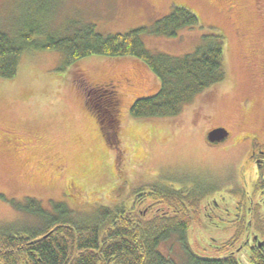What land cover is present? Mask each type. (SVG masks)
I'll return each mask as SVG.
<instances>
[{
  "label": "rangeland",
  "instance_id": "374dc122",
  "mask_svg": "<svg viewBox=\"0 0 264 264\" xmlns=\"http://www.w3.org/2000/svg\"><path fill=\"white\" fill-rule=\"evenodd\" d=\"M174 8L190 10L198 25L175 38L141 35L145 49L182 57L205 36L219 35L225 71L222 82L177 116L130 115L136 100L159 88L153 73L130 57L90 55L66 65L62 53L27 51L16 76L0 79V232L37 234L61 214L75 224L94 220L103 209L128 204L141 188L199 193L245 157L244 139L264 140V0H0V31L17 37L31 28L38 44L86 24L102 36L124 34L151 27ZM106 114L114 120V145L97 120ZM215 127L230 132L222 145L227 154L204 141ZM232 234L191 225L187 252L221 258L211 242L219 246ZM172 238L158 251L171 264H186Z\"/></svg>",
  "mask_w": 264,
  "mask_h": 264
},
{
  "label": "trees",
  "instance_id": "16d2710c",
  "mask_svg": "<svg viewBox=\"0 0 264 264\" xmlns=\"http://www.w3.org/2000/svg\"><path fill=\"white\" fill-rule=\"evenodd\" d=\"M197 25L198 19L190 10L174 8L151 27L124 34L102 36L96 33L93 25L86 24L72 35L47 36L42 44H38L33 40L35 31L31 28L17 37L0 31V79L11 80L16 76L19 62L27 51L62 53L66 65H73L90 55L130 57L144 64L159 84L156 94L132 104L130 115L134 118L177 116L184 105L224 80L223 38L205 36L192 54L171 57L151 54L140 36L175 38L180 31ZM106 87L102 86L105 92L109 91ZM97 120L105 140L114 145L115 124L111 115H102L100 120L97 116ZM115 148L112 146L113 150ZM61 215L49 217L45 228L37 234L0 232V264H171L158 249L174 235L176 224L161 217H143L138 212L122 215L117 208H106L98 212L94 220L75 224ZM190 223L187 219L186 228ZM177 227L180 228L176 235L186 251V264H238L233 257L209 260L187 252L185 227ZM253 254L251 264H264L263 251Z\"/></svg>",
  "mask_w": 264,
  "mask_h": 264
},
{
  "label": "flooded vegetation",
  "instance_id": "af4514ba",
  "mask_svg": "<svg viewBox=\"0 0 264 264\" xmlns=\"http://www.w3.org/2000/svg\"><path fill=\"white\" fill-rule=\"evenodd\" d=\"M216 128L220 127L210 130ZM210 130L204 134L205 143L227 154L229 150L222 145L229 139L230 132L226 129L229 135L224 142L210 144L206 140ZM241 146L246 147L245 157L238 163L234 161L223 179L203 191L141 188L134 190L130 202L118 205L117 210L122 215L124 212H138L143 217H161L174 223L173 238L178 236V225L185 227L186 238L187 219H190V226L195 225L198 229L232 230L231 237L221 245L211 242V248L221 253V258L208 259L233 257L238 264H251L253 253L264 252V140L256 135L244 139ZM177 239L185 255L183 242ZM167 241L162 242L159 249Z\"/></svg>",
  "mask_w": 264,
  "mask_h": 264
},
{
  "label": "water",
  "instance_id": "95a60500",
  "mask_svg": "<svg viewBox=\"0 0 264 264\" xmlns=\"http://www.w3.org/2000/svg\"><path fill=\"white\" fill-rule=\"evenodd\" d=\"M228 135L229 133L227 132L226 129L216 128V129H212L209 132H207L206 140L210 144L222 143L227 139Z\"/></svg>",
  "mask_w": 264,
  "mask_h": 264
}]
</instances>
